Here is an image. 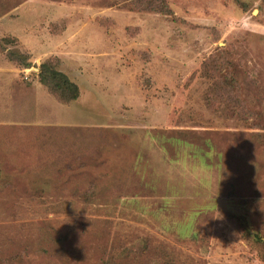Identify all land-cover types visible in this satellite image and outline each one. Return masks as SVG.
<instances>
[{
	"label": "rangeland",
	"instance_id": "1",
	"mask_svg": "<svg viewBox=\"0 0 264 264\" xmlns=\"http://www.w3.org/2000/svg\"><path fill=\"white\" fill-rule=\"evenodd\" d=\"M0 264H264V0H0Z\"/></svg>",
	"mask_w": 264,
	"mask_h": 264
},
{
	"label": "trees",
	"instance_id": "2",
	"mask_svg": "<svg viewBox=\"0 0 264 264\" xmlns=\"http://www.w3.org/2000/svg\"><path fill=\"white\" fill-rule=\"evenodd\" d=\"M39 81L62 102L69 103L79 97V87L51 62L41 65Z\"/></svg>",
	"mask_w": 264,
	"mask_h": 264
}]
</instances>
